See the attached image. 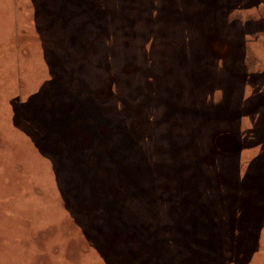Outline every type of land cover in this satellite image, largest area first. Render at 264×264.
<instances>
[{
  "label": "rangeland",
  "instance_id": "rangeland-1",
  "mask_svg": "<svg viewBox=\"0 0 264 264\" xmlns=\"http://www.w3.org/2000/svg\"><path fill=\"white\" fill-rule=\"evenodd\" d=\"M0 264H264V0H0Z\"/></svg>",
  "mask_w": 264,
  "mask_h": 264
}]
</instances>
